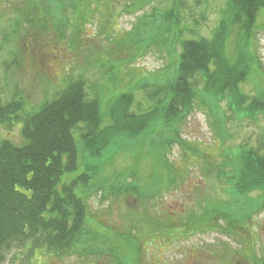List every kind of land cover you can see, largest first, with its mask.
Listing matches in <instances>:
<instances>
[{"label": "rangeland", "instance_id": "obj_1", "mask_svg": "<svg viewBox=\"0 0 264 264\" xmlns=\"http://www.w3.org/2000/svg\"><path fill=\"white\" fill-rule=\"evenodd\" d=\"M30 1L0 0V103L17 97L21 101L18 119H25L77 78L85 80V92L99 96L103 111L127 92L135 98L131 112L137 103L138 113L156 104L145 94L155 89L154 82H166L176 61L175 54L155 37L157 30L149 26L150 18L160 13L153 10L169 6L166 0H105L114 5L110 14L105 4L88 7L82 18L66 11L57 17L58 21L66 17L58 30L50 16L42 21L25 19ZM180 1V27L191 28L196 22L195 33L211 39L219 27L224 0ZM257 25L250 45L257 76L241 85L248 94L264 89L263 15ZM236 26H230L226 36L225 50L230 53ZM137 31L144 32L145 48L143 39L131 44ZM178 50L177 45L175 53ZM203 99L199 95L192 100L177 133L171 131L176 122L166 128L165 122L156 121L151 128L154 133L138 142L121 139L118 143L114 138L110 144L115 147L107 154L80 155L77 170L63 179L91 173L94 164L91 184L98 189L85 191L88 212L80 242L57 256L13 247L0 264H260L264 260V208L254 216L252 228L238 235L228 236L219 226L186 236L192 223L188 220L206 210L202 219L210 221L214 204L225 201L226 180L215 178L218 171H227L224 148L232 156L241 145L264 149V113L254 119L237 117L224 102L212 106ZM17 123L20 128L21 120ZM17 123L1 124L0 140L20 143ZM176 134L178 142L173 141ZM209 202L213 203L210 207ZM233 226L239 227L236 221ZM253 251L260 257L253 259Z\"/></svg>", "mask_w": 264, "mask_h": 264}, {"label": "trees", "instance_id": "obj_2", "mask_svg": "<svg viewBox=\"0 0 264 264\" xmlns=\"http://www.w3.org/2000/svg\"><path fill=\"white\" fill-rule=\"evenodd\" d=\"M95 1L99 3L31 0L25 9V19L33 17L31 20L42 21L50 16L54 19V29L58 30L66 17H61L60 21L57 17L66 11L72 17L82 18L88 7L99 8L105 4L110 14L112 3ZM166 2L169 6L165 9L153 10L160 13L152 14L149 26L157 30L155 37L160 44L169 48L170 54H175V70L166 82L160 80L152 84L155 89L145 96L157 102L148 105L144 113H138L140 103L136 104V111L131 112L135 99L131 92L118 95L110 108L103 111L99 96L85 92L83 78L70 82L58 96L44 102L25 119H18L21 101L17 97L10 103H0V125L5 123L11 127L21 120L20 128L18 123L16 125L20 143L0 140V263L13 247L57 256L80 242V237L85 235L83 229L88 212L85 191L98 190L97 185L91 184L94 164L91 173H79L68 181L63 179L65 174L77 170L80 155L98 158L107 154L115 147L110 144L114 138L118 143L121 139L138 142L154 133L151 128L156 121L165 122L166 128L176 122L171 131L177 133L179 120L189 112L192 100L199 95L212 106L224 102L237 117L254 119L264 113V89L248 94L241 88L243 82L257 76V61L250 52V45L258 17L264 16V0H224L219 27L211 39L195 33L196 22L191 28L180 27V0ZM233 25H237V30L230 53L225 50V43ZM139 31L131 44L143 39L145 48L146 37ZM177 45L179 50L175 53ZM105 119L109 123L105 124ZM177 135L174 142H178ZM226 139L221 140L222 144ZM222 154L227 171H218L215 178L226 180L225 201L222 205L214 204V217L210 221L202 219L206 210L188 220L192 223L186 236L193 231L206 232L219 226L228 236L238 235V231L252 228L254 216L264 208V149L241 145L233 156L227 147ZM253 193L259 197H251ZM237 196L240 200L235 199ZM256 202L260 205L255 206ZM235 221L240 228L233 226ZM242 252L247 256V248ZM251 256L253 259L260 257L254 251ZM260 264H264V260Z\"/></svg>", "mask_w": 264, "mask_h": 264}]
</instances>
